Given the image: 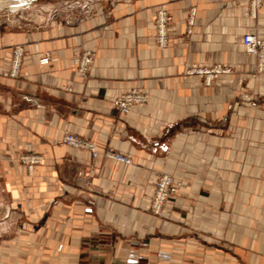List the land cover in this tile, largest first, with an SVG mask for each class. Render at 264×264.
<instances>
[{
    "label": "crops",
    "instance_id": "crops-1",
    "mask_svg": "<svg viewBox=\"0 0 264 264\" xmlns=\"http://www.w3.org/2000/svg\"><path fill=\"white\" fill-rule=\"evenodd\" d=\"M249 33L264 38V3L253 16L250 0H98L76 18L0 28L2 66L12 47L26 53L19 80L0 76V264H264V75ZM193 66L229 72L207 84ZM134 89L149 102L119 117L114 99ZM69 131L132 165L67 147ZM24 151L43 158L32 173ZM161 174L183 187L155 216Z\"/></svg>",
    "mask_w": 264,
    "mask_h": 264
},
{
    "label": "built area",
    "instance_id": "built-area-1",
    "mask_svg": "<svg viewBox=\"0 0 264 264\" xmlns=\"http://www.w3.org/2000/svg\"><path fill=\"white\" fill-rule=\"evenodd\" d=\"M263 3L264 0H250V12H252L253 16ZM193 15L194 13L192 12L188 20L189 27L193 25ZM170 21L171 17L165 8L162 7L157 10L154 19L156 29L155 41L157 46L163 49L169 46L168 29ZM242 44L245 51L250 55H253L256 59V73L264 75V38L257 33H249L243 36ZM13 53L12 57L6 61L4 66L0 64V76L11 79H16L21 76L24 49L23 47H16ZM92 59L93 57L89 53H86L82 61L78 63L77 71L80 77H88L92 65ZM50 60V54L46 53L39 60V65H48L51 62ZM222 72H229V70H222L219 66L212 69L193 66L189 70L190 74L207 76L205 80L207 84H210L211 81ZM148 102V95L134 89L116 97L113 101V105L120 116H128L136 107L145 106ZM61 143L73 150L86 152L90 154L93 159L103 156L108 159H113L122 165H132L133 163L130 156L109 149L101 150L95 142L70 131L63 134ZM21 162L26 165L27 171L32 173L35 167L42 164L43 158L39 155H29L23 157ZM181 187H183V183L172 175H159L155 181L154 190L150 199L151 213L155 216L161 215L166 208L168 201L179 194Z\"/></svg>",
    "mask_w": 264,
    "mask_h": 264
},
{
    "label": "rangeland",
    "instance_id": "rangeland-1",
    "mask_svg": "<svg viewBox=\"0 0 264 264\" xmlns=\"http://www.w3.org/2000/svg\"><path fill=\"white\" fill-rule=\"evenodd\" d=\"M3 1H4L3 5H0V28H2L3 30L5 29L21 30L28 28L34 29L39 25H43L45 22H47V20L50 19H60V18L65 19L68 17L76 18L81 14H83L85 11L89 10L91 4L98 0H3ZM16 47H23L24 49L23 63H24V58L26 53L23 45H16L12 47L10 50V55L7 57L5 61H7L12 57V54H14L13 51L16 49ZM46 53L50 54V52L46 51L41 55V57H43ZM86 53H89L93 57L92 59V64H93L94 54L90 51H85L81 53L77 61V66L78 63L82 61ZM50 59H51L50 61H52L51 54H50ZM258 75H262V74H258ZM20 78L21 76L19 78H16L15 80H19ZM139 91L144 93L145 95H148L146 92H143L141 90ZM128 116L119 115V117H128ZM29 155H38V154L29 151H24L21 153V155L18 158L19 162L25 167L26 165L21 162V159ZM3 201L5 200L3 199Z\"/></svg>",
    "mask_w": 264,
    "mask_h": 264
},
{
    "label": "bare ground",
    "instance_id": "bare-ground-1",
    "mask_svg": "<svg viewBox=\"0 0 264 264\" xmlns=\"http://www.w3.org/2000/svg\"><path fill=\"white\" fill-rule=\"evenodd\" d=\"M4 1L3 0H0V5H3Z\"/></svg>",
    "mask_w": 264,
    "mask_h": 264
}]
</instances>
